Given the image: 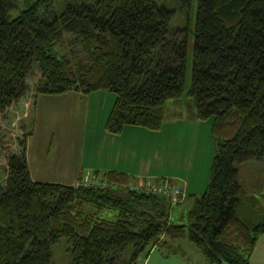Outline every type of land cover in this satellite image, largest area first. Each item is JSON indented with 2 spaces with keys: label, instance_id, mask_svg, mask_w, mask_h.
Returning a JSON list of instances; mask_svg holds the SVG:
<instances>
[{
  "label": "trees",
  "instance_id": "1",
  "mask_svg": "<svg viewBox=\"0 0 264 264\" xmlns=\"http://www.w3.org/2000/svg\"><path fill=\"white\" fill-rule=\"evenodd\" d=\"M22 2L0 0V124L30 78L34 94L112 92L104 129L114 134L126 125L158 130L166 101L186 95L196 119H211L213 154L205 189L175 224L171 197L133 189L119 171L95 174L100 185L33 180L29 132L16 137L0 177V264H51L61 238L70 264H135L185 231L207 261L249 264L264 205L244 193L237 165L264 163V0H197L188 83V29L171 28L173 10L154 0H66L59 12L53 0ZM64 33L79 59L71 44L57 54ZM104 209L114 219L100 217Z\"/></svg>",
  "mask_w": 264,
  "mask_h": 264
},
{
  "label": "rangeland",
  "instance_id": "2",
  "mask_svg": "<svg viewBox=\"0 0 264 264\" xmlns=\"http://www.w3.org/2000/svg\"><path fill=\"white\" fill-rule=\"evenodd\" d=\"M17 1L18 8H22L24 2H22V0ZM154 1L157 4L164 5L165 7L173 10L174 13L170 20L171 28L186 27L188 29V62L186 75L188 83L190 79L193 43L192 29L194 25L197 0H191L189 8L179 7L177 0ZM65 2L66 0H53L54 9L59 12L62 10ZM16 14L17 11L12 12L13 16ZM70 44L75 49L73 56L74 60L79 59L81 56L78 50L79 47L71 38V35L67 33L63 34V40L56 47L57 54H66L65 52H68V49L71 50L68 46ZM67 55L69 56V54ZM32 81V78L28 80L30 83L28 91L24 97L13 106L9 114L1 121L0 124V177L3 174L2 169L5 165L6 155L14 149L12 144L14 143L15 138L29 132L30 139L28 145V162L30 164L33 177L55 180L58 178V165L64 164L69 171H71V168L79 165L80 160L77 151L79 150V145L84 143L83 136L85 134V120H81L80 122L83 114L69 117L66 115L67 110L65 109V103H63L64 100L74 102L72 105V110L74 111V105L77 102L76 97H61L58 95L42 93L34 94L31 85ZM105 93L114 97L112 92L106 91ZM182 99L187 101L190 100L186 95H183ZM171 101V99L167 100V105H169ZM82 106L83 104L80 105V107ZM179 109L182 113L187 112L185 105L182 103L179 104ZM170 120H172V117H168V114H165L163 121L165 132H170L169 129H167L168 127L165 128ZM210 121L211 119L209 118L205 120H195L194 122L186 121L183 124L180 123L177 125V128H179L178 130H181V132L175 135V137H177V135L182 136L183 134L185 135V139L188 141L190 138H195L196 132L194 129H197L200 133V136L197 138L198 140L202 139V148L200 151L198 149V155L196 154L195 157L196 161L200 158L198 166L199 170L202 168V172L204 171L205 173V171H208V174L213 154L211 145L209 146L208 142ZM195 124H197L198 128H194L193 125ZM73 127H77L78 129L81 127V131H74ZM50 141L52 142L51 146ZM6 144L10 145L7 146ZM63 152L65 153V157L61 154ZM40 159L43 162L42 164L39 163ZM254 161L255 160L252 159L239 162L237 165V178L243 185V190L246 193H252L257 196L264 205V163L258 162V165L255 164ZM261 166L263 167L262 169L260 168ZM248 167H250L249 170H247ZM129 186L133 185L130 184ZM180 197L181 195L179 198ZM190 205L191 202L189 200H185L181 205L174 206L170 211L169 220L175 224L186 223V213ZM114 215L115 211L109 209H104L99 212L100 217L107 219H114ZM170 243V246L159 245L154 248V255H165L167 253L169 259L176 264H211L207 261L202 251L188 239L186 231L183 237L172 239ZM67 247V242L64 238L59 239L51 245V264H70L71 257ZM177 260H180L181 262H178ZM148 262L150 263V260Z\"/></svg>",
  "mask_w": 264,
  "mask_h": 264
},
{
  "label": "crops",
  "instance_id": "3",
  "mask_svg": "<svg viewBox=\"0 0 264 264\" xmlns=\"http://www.w3.org/2000/svg\"><path fill=\"white\" fill-rule=\"evenodd\" d=\"M105 92L93 91L88 94H80L68 91L58 95L61 97H76L77 102L74 105V111L72 110L74 102L64 100L63 103H65V109L67 110L66 115L69 117L83 114L80 122L81 120H85L84 143L79 145V150L77 151L80 163L77 167L71 168V171L67 170L64 164L58 165V178L55 180L33 177L28 162L30 139V135H28L26 138L25 155L31 178L36 181H55L62 184H74L80 176L95 174L101 176V173L104 171L115 170L128 175L131 185H148L161 180H166L177 185L182 193L180 194V198V195H178L171 200L173 203L171 210L174 206L181 205L185 200H189L192 205V195L199 194L205 189L209 174L208 171L202 172V168L199 170L200 158L196 161L195 155H198V149L200 151L202 148V139L198 140L197 137L200 136V133L197 129H194L196 132L195 138H190L188 141L183 134L182 136L177 135L175 137L177 133L181 132L177 128L178 124L198 120L193 116L191 100L188 99L189 101H187L181 97L175 100L172 99L169 105H167V102L165 103L163 121L165 114H168V117H172V120L165 126V128L168 127L167 129L170 132L164 131L162 121V125L158 130L126 125L119 133L114 134L108 133L104 129L105 120L114 101V97ZM181 103L185 105L186 113H182L179 109V104ZM81 104H83L82 107H80ZM193 126L194 128H198L197 124ZM210 128L211 121L208 138L209 146L211 145ZM73 130L80 132L81 127L80 129L73 127ZM51 145L52 142L50 141ZM187 145L189 146L186 147ZM61 154L65 157L64 152ZM258 162L257 160L254 161L255 164L259 165ZM39 163H43L41 159ZM260 168L262 169L263 167L261 166ZM244 193L252 194L245 191ZM163 240L164 242L158 243L146 254L139 255L135 264H176L169 259L167 253L165 255H154V248L157 246H170L169 243L172 240L167 238H163ZM149 260L150 263L148 262ZM177 261L181 262L180 260ZM210 263L212 264V262ZM248 263L264 264V233L257 238L249 255Z\"/></svg>",
  "mask_w": 264,
  "mask_h": 264
},
{
  "label": "built area",
  "instance_id": "4",
  "mask_svg": "<svg viewBox=\"0 0 264 264\" xmlns=\"http://www.w3.org/2000/svg\"><path fill=\"white\" fill-rule=\"evenodd\" d=\"M100 185L103 184V182L99 179V177L95 175H85L79 180L76 181V185ZM133 189L141 190L143 192H158L165 196H169L172 198H176L178 195L182 193V191L179 189V187L175 184L170 183L166 180L158 181L157 183L148 184V185H133L130 186Z\"/></svg>",
  "mask_w": 264,
  "mask_h": 264
}]
</instances>
